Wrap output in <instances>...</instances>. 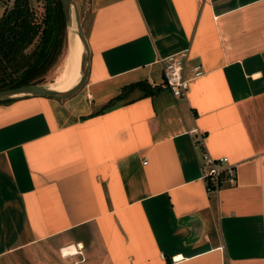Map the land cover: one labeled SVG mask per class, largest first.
Segmentation results:
<instances>
[{
  "label": "crops",
  "instance_id": "0c3cea01",
  "mask_svg": "<svg viewBox=\"0 0 264 264\" xmlns=\"http://www.w3.org/2000/svg\"><path fill=\"white\" fill-rule=\"evenodd\" d=\"M73 1L83 88L0 103V264H264V0ZM180 51L203 74L174 97ZM204 153L236 182L208 194Z\"/></svg>",
  "mask_w": 264,
  "mask_h": 264
},
{
  "label": "trees",
  "instance_id": "16d2710c",
  "mask_svg": "<svg viewBox=\"0 0 264 264\" xmlns=\"http://www.w3.org/2000/svg\"><path fill=\"white\" fill-rule=\"evenodd\" d=\"M37 1L40 6H34L32 0H13L0 17V89L41 85L67 52V25L60 0ZM157 90L159 87L147 81L130 83L97 113L119 101H130L128 96L135 91L152 96Z\"/></svg>",
  "mask_w": 264,
  "mask_h": 264
},
{
  "label": "built area",
  "instance_id": "2783aa9c",
  "mask_svg": "<svg viewBox=\"0 0 264 264\" xmlns=\"http://www.w3.org/2000/svg\"><path fill=\"white\" fill-rule=\"evenodd\" d=\"M188 60L187 51L172 53L159 59L163 75L164 87L174 97H185L189 89V82L203 74L200 64H194L190 68V75H185V66ZM196 146L202 144V137H194ZM201 180L208 194H215L222 188V180L225 179L230 185L236 182L235 165L229 162L226 156L213 158L204 153L201 165Z\"/></svg>",
  "mask_w": 264,
  "mask_h": 264
},
{
  "label": "water",
  "instance_id": "95a60500",
  "mask_svg": "<svg viewBox=\"0 0 264 264\" xmlns=\"http://www.w3.org/2000/svg\"><path fill=\"white\" fill-rule=\"evenodd\" d=\"M60 3L63 10L66 25L70 26L72 24L73 16L76 22V27H77L76 33L78 35L81 45L80 63H79L80 78L78 82L73 87H71L66 91H57L55 89H50L49 87L38 84H28V85H21L16 87L0 89V102L26 95L47 96L57 99H65L78 92L86 82L88 68H89L90 51L82 27L80 13L76 3L73 0H60Z\"/></svg>",
  "mask_w": 264,
  "mask_h": 264
},
{
  "label": "bare ground",
  "instance_id": "6f19581e",
  "mask_svg": "<svg viewBox=\"0 0 264 264\" xmlns=\"http://www.w3.org/2000/svg\"><path fill=\"white\" fill-rule=\"evenodd\" d=\"M76 30V22L73 16L72 24L69 26L68 48L64 56L63 65L60 71L57 72L55 81L47 86L50 89L66 91L73 87L80 78L79 63L81 45Z\"/></svg>",
  "mask_w": 264,
  "mask_h": 264
},
{
  "label": "rangeland",
  "instance_id": "374dc122",
  "mask_svg": "<svg viewBox=\"0 0 264 264\" xmlns=\"http://www.w3.org/2000/svg\"><path fill=\"white\" fill-rule=\"evenodd\" d=\"M12 3V0H0V17L2 16V14H3V11H4V8H5V6H9L10 4ZM32 3H33V5L34 6H40L39 4H37L38 3V1L37 0H32ZM81 21H82V19H81ZM83 22V21H82ZM68 33H69V26H67V38H68ZM65 53H66V50H65ZM65 53H64V56H65ZM63 60H64V57H62V59H61V61H60V63L58 64V66H56L54 69H52L45 77H44V81L41 83V85H43V86H48V85H51L52 84V82H54L55 81V79H56V77H57V72H59L60 71V69H61V67H62V65H63ZM61 64V65H60ZM86 83V82H85ZM85 83H84V85H85ZM83 85V86H84ZM83 86H82V88H83ZM81 88V89H82ZM80 89V90H81ZM138 91H136V92H133L132 94H130L129 96H128V99H130V98H132V97H134V96H136V95H138Z\"/></svg>",
  "mask_w": 264,
  "mask_h": 264
}]
</instances>
